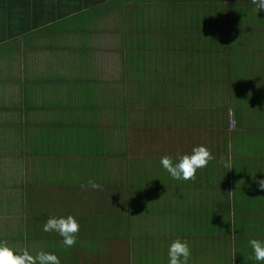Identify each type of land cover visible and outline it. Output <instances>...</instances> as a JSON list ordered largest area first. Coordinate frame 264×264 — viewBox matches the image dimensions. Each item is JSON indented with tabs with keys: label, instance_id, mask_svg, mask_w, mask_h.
I'll return each instance as SVG.
<instances>
[{
	"label": "crops",
	"instance_id": "0c3cea01",
	"mask_svg": "<svg viewBox=\"0 0 264 264\" xmlns=\"http://www.w3.org/2000/svg\"><path fill=\"white\" fill-rule=\"evenodd\" d=\"M195 145L214 159L194 180L159 166ZM254 176L264 11L252 0H0V240L60 264H167L180 238L190 264H255ZM68 215L79 231L65 248L42 224Z\"/></svg>",
	"mask_w": 264,
	"mask_h": 264
},
{
	"label": "clouds",
	"instance_id": "9594fccd",
	"mask_svg": "<svg viewBox=\"0 0 264 264\" xmlns=\"http://www.w3.org/2000/svg\"><path fill=\"white\" fill-rule=\"evenodd\" d=\"M256 10L264 11V0H252ZM214 157L204 145H195L191 148L190 153L176 155L175 157L163 155L159 157V166L167 172L171 179L176 181L194 180L196 173L204 169L209 161ZM145 166L151 167L152 160L146 159ZM223 167L231 169L230 159L220 157L217 161ZM253 182L260 191H264V179L253 177ZM92 188L98 185L92 179L87 181ZM42 231L46 233H55L60 239V244L65 248H70L76 243V234L79 231V223L72 216H50L42 224ZM233 235L235 233L233 232ZM251 249L249 260L255 264H264V240L249 239L247 242ZM190 248L186 240L180 238L172 240L167 247V264H190ZM0 264H60L59 258L51 252L42 248L30 254L29 250L24 247L10 245L6 240H0Z\"/></svg>",
	"mask_w": 264,
	"mask_h": 264
},
{
	"label": "rangeland",
	"instance_id": "374dc122",
	"mask_svg": "<svg viewBox=\"0 0 264 264\" xmlns=\"http://www.w3.org/2000/svg\"><path fill=\"white\" fill-rule=\"evenodd\" d=\"M159 85L160 83H152V89H153L154 95H158V91H160V88H161Z\"/></svg>",
	"mask_w": 264,
	"mask_h": 264
},
{
	"label": "built area",
	"instance_id": "2783aa9c",
	"mask_svg": "<svg viewBox=\"0 0 264 264\" xmlns=\"http://www.w3.org/2000/svg\"><path fill=\"white\" fill-rule=\"evenodd\" d=\"M232 125V122H230V126Z\"/></svg>",
	"mask_w": 264,
	"mask_h": 264
}]
</instances>
